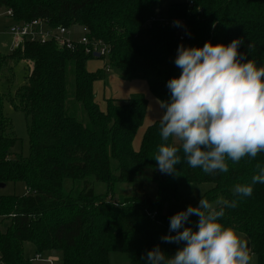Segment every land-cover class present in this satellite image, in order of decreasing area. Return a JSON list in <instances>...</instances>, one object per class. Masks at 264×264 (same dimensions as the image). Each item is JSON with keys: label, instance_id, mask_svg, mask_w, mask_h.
<instances>
[{"label": "trees", "instance_id": "obj_1", "mask_svg": "<svg viewBox=\"0 0 264 264\" xmlns=\"http://www.w3.org/2000/svg\"><path fill=\"white\" fill-rule=\"evenodd\" d=\"M158 1L0 0V10H11L17 21L47 18L53 28L85 27L90 39L106 45L110 65L109 71H89L86 64L94 54L54 40L25 41L0 57V74L11 83L20 62L32 63L13 93L0 92V183L26 186L22 195H0V264H32L24 253L27 243L36 254L54 251L60 264H109L111 252L128 253L130 264H147L143 258L156 246L174 255L184 242L161 240L169 235L162 229L169 231L171 217L164 211L178 201L184 185L202 183L212 184L201 195L210 202L219 196L238 200L219 222L245 234L256 264H264V183L252 185L250 197L232 192L238 184H252L257 164L264 167V152L238 163L229 160L227 173L205 174L190 167L181 151L177 173H161L154 159L159 146L179 147V142L163 141L155 120L134 149L147 99L139 94L108 98L102 110L93 92V83L113 71L123 80H145L155 98L169 100L167 82L181 73L174 63L181 44L202 48L206 41L227 45L242 39L238 50L244 59L264 66V0H180L164 13L180 26L149 20L161 15ZM5 103L28 119L27 156H9L17 137ZM65 179L84 186L64 192ZM89 179L104 183L105 193L96 194ZM123 183L133 185L132 194L114 200L116 186ZM151 183L157 184L153 199L146 193ZM200 198L190 205L198 206ZM197 222L191 215L185 226Z\"/></svg>", "mask_w": 264, "mask_h": 264}, {"label": "clouds", "instance_id": "obj_2", "mask_svg": "<svg viewBox=\"0 0 264 264\" xmlns=\"http://www.w3.org/2000/svg\"><path fill=\"white\" fill-rule=\"evenodd\" d=\"M174 24L180 26L179 21ZM241 44L242 39H233L227 45L206 41L202 48L178 46L174 63L180 76L167 82L169 100L157 104L163 109L158 119L161 139L171 138L179 147L159 146L154 159L161 173H177L181 151L190 167L205 174L227 173L229 160L238 163L264 152V66L244 59ZM256 167L252 184L233 188L235 197H250L252 185L264 183V167ZM237 203L223 196L215 203L201 197L198 206L170 217L169 232L175 235L161 237L183 246L171 256L156 246L143 259L147 264H253L247 240L219 222L224 209ZM191 215L198 217L196 230L185 226Z\"/></svg>", "mask_w": 264, "mask_h": 264}, {"label": "rangeland", "instance_id": "obj_3", "mask_svg": "<svg viewBox=\"0 0 264 264\" xmlns=\"http://www.w3.org/2000/svg\"><path fill=\"white\" fill-rule=\"evenodd\" d=\"M180 0H159L158 9L162 16L166 12V8L169 4L178 2ZM11 23L9 17L4 15V10H0V57L7 55L13 49V38L8 33V25ZM70 34L74 39H79L83 33L82 27L79 25H74L70 27ZM106 61L103 58L96 57L89 60L86 67L89 71H96L98 69H105ZM32 67L31 62H20L15 68V80L13 83L8 82L3 74H0V92L1 93H13L17 86L23 83V77L28 73V66ZM70 83L72 82L71 76L69 77ZM71 87V86H69ZM93 92L96 102L99 107L104 110L107 105L108 98L123 99L128 98L132 94H139L147 99V110L144 121L142 125L138 128L135 138L133 140V147L135 150L139 149L141 137L148 125L158 120L163 110L157 104V98H155L149 91L147 82L143 79H133V80H123L120 79L116 73L110 71L105 74L103 78L97 79L93 83ZM4 113L11 119L12 128L14 135L17 137V141L14 146L10 149V157L15 155L27 156L29 153V141L27 133V123L28 119L25 114L20 110L10 108L8 103L4 104ZM177 142V141H175ZM4 186H0V195H22L26 191V186L23 182H7ZM88 185H90L96 194H103L106 191V185L104 183L89 179ZM84 186L83 181H72L70 179H65L63 181L62 190L68 192L71 188H82ZM211 183H202L193 187L191 184L184 185L179 191V199L170 208L166 209L164 212L168 213L170 216L175 213L182 211L186 206L196 202L201 195L210 187ZM157 191V184L151 183L147 186L146 193L152 199L155 198ZM133 192V185L129 183L118 184L114 190L113 199L122 200L126 196L131 195ZM3 224V222H2ZM8 224L6 222L2 228ZM197 223H195L191 228L193 230L197 229ZM164 232L171 234L167 229H162ZM237 233L241 234L244 239L248 242V247L251 251V245L247 236L239 231ZM173 235V234H171ZM28 245V244H26ZM25 255L27 253L30 257L34 255L33 251H27L25 249ZM48 256V257H47ZM57 257H59L57 255ZM55 258L51 255L42 254V258L37 259L32 258V264H60L54 261ZM109 264H130V256L126 252H111L108 255ZM253 264H256V256L253 257Z\"/></svg>", "mask_w": 264, "mask_h": 264}, {"label": "built area", "instance_id": "obj_4", "mask_svg": "<svg viewBox=\"0 0 264 264\" xmlns=\"http://www.w3.org/2000/svg\"><path fill=\"white\" fill-rule=\"evenodd\" d=\"M4 15L9 17L11 23L8 25V33L13 38V49L20 47L25 41H40L46 42L54 40L60 47L75 50L78 45L84 47L86 53L98 54L104 60L107 57V47L97 39H90L87 36L88 30L82 27V35L79 39H74L70 34V28L58 26L53 28L47 18L32 19L30 21H17L12 18L11 10H4ZM150 21H156L174 26V21L166 19L164 16H153ZM106 61V60H105ZM104 68L109 71L110 65L105 63ZM35 258L40 259V254L35 255Z\"/></svg>", "mask_w": 264, "mask_h": 264}, {"label": "crops", "instance_id": "obj_5", "mask_svg": "<svg viewBox=\"0 0 264 264\" xmlns=\"http://www.w3.org/2000/svg\"><path fill=\"white\" fill-rule=\"evenodd\" d=\"M11 52V51H10ZM19 85H20V83H19ZM25 193H26V191H25ZM28 245H26L25 244V246H24V253L26 252L25 251V249H27V251H33V253H34V255L32 256V257H30L29 255H28V253H27V256L29 257V258H33V257H35V255H38V254H36V252L34 251V247L31 245V244H29V243H27ZM41 256H42V254H40ZM45 255V254H44ZM47 255V254H46ZM51 255V258L52 257H54L55 258V262H58V257L56 256V255H52V254H50ZM48 257V256H47Z\"/></svg>", "mask_w": 264, "mask_h": 264}, {"label": "water", "instance_id": "obj_6", "mask_svg": "<svg viewBox=\"0 0 264 264\" xmlns=\"http://www.w3.org/2000/svg\"><path fill=\"white\" fill-rule=\"evenodd\" d=\"M95 56L98 57L99 55L96 53ZM4 185H5L4 183H0V186H4ZM52 255H55L54 251L52 252Z\"/></svg>", "mask_w": 264, "mask_h": 264}]
</instances>
